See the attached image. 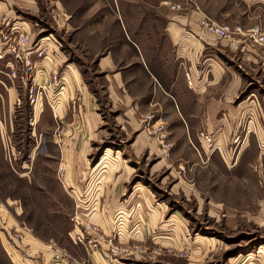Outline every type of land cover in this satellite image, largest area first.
<instances>
[{
	"label": "crops",
	"instance_id": "0c3cea01",
	"mask_svg": "<svg viewBox=\"0 0 264 264\" xmlns=\"http://www.w3.org/2000/svg\"><path fill=\"white\" fill-rule=\"evenodd\" d=\"M168 3L179 5L181 9L172 11ZM10 5L7 0H0V53H3L0 59V163L5 167L7 156L12 164L14 157L19 155L15 135L25 130L26 137L20 135L22 140L19 143L25 151V157L19 162L22 169L29 155L39 159L48 148L57 156L59 168L64 164V180L70 189L84 191L86 188L80 186L81 174L88 171L108 179L115 175L112 183L102 185V189L115 190V194L111 195L108 203L111 212L101 215L100 220H117L118 235L124 242H129L126 240L130 238L140 241L146 235L150 236L149 232L155 229L158 220L166 216L167 209L161 204L151 203L150 197L138 199L131 195L122 199L125 194L122 183L125 175L128 176L122 162L130 161L124 158V150L111 152L107 149L100 160L89 167L88 157L95 153V145L111 136L107 130L108 115H104L102 104L112 115L110 124L126 140L127 136L131 137L126 141L130 143L131 156L142 153L149 145L150 138L140 130L143 121L151 119L156 121L155 125L170 126V138L186 145L188 151L180 157L191 169L192 164L197 163L189 143H199L201 152L193 146L202 161L211 157L224 158L225 155L231 157L233 144L243 143L239 152H235L238 165L227 171L230 178L241 173L239 163L244 159L254 156L264 159V47L253 45L239 35L233 42L222 39L201 25L203 20H207L218 26H239L244 30L260 26L264 31V0H155L154 10L149 13L156 14L157 11L164 19L161 34L150 37L145 33L147 36L143 38H122L120 44L117 43L120 48L115 51L107 49L96 59L100 76L95 81L84 80L80 70L68 62L60 45L50 37L35 39L34 29L27 22H21ZM16 33L28 35L33 51L43 52L41 57L35 52L29 57L35 65L34 84L45 91V98L40 97L32 107L28 101L30 85L19 79L24 74V65L15 61L8 52L9 42L3 39ZM13 68L17 71L16 79L10 78ZM53 78H57L55 84H52ZM97 81L103 89V101L98 99L96 90L92 88ZM48 85L50 87L47 88ZM56 126L62 130L60 136L54 135ZM173 133L179 134L181 140L175 139ZM205 136L211 143H218V153H214L216 149L212 150L209 143L208 151ZM207 166L209 171L221 172ZM252 166L244 172L253 181V173L256 174L257 169L252 171ZM261 171L264 174V165ZM89 188H93L92 184ZM106 189L102 195L105 199ZM197 193V205L205 208V215L210 220L218 222L225 219L232 227L242 221L250 224L264 222L261 190L255 201L246 200V204L253 203L254 210L259 212L249 210L244 214L230 208L240 205L236 190L218 192L224 195H217L219 199ZM94 199H84L80 204L75 200L78 215L96 219V208L93 207L97 203ZM178 213L181 212L170 215L169 222L159 229L174 235L172 240L166 234L163 242L170 245L176 242L180 250L190 253L185 258L186 264L202 263L207 256L216 255V250L212 252L213 249L206 247L207 244L211 246L210 240L214 237L199 236L189 245L184 237L183 226H186ZM102 237L97 240L100 247L95 255L93 248H89L93 254L85 251L87 264H116ZM203 239L209 240L207 244ZM195 244L196 248H193ZM1 248L6 256L9 255V264H16L14 256L18 255L17 250L12 245ZM254 253L247 255L239 264H264V251L255 250Z\"/></svg>",
	"mask_w": 264,
	"mask_h": 264
},
{
	"label": "rangeland",
	"instance_id": "374dc122",
	"mask_svg": "<svg viewBox=\"0 0 264 264\" xmlns=\"http://www.w3.org/2000/svg\"><path fill=\"white\" fill-rule=\"evenodd\" d=\"M7 1L18 19L27 22L31 29H34L35 39L46 36L60 45L68 62L80 70L86 81H95L96 77L100 76L96 69L98 56L105 54L107 49L115 51L120 48L117 43L120 44L124 37L143 38L147 34L150 37L159 36L164 20L157 11L156 14L149 13L154 10L155 0ZM54 81L52 84L57 82ZM92 88L96 90L98 99L103 101L104 93L100 82L97 81ZM40 92H42L41 97L45 98V91L40 89ZM51 99L54 100L53 95ZM17 104H20V101ZM101 108L104 115H108L107 130L111 136L95 145V153L88 157L89 167L94 166L107 149L111 152L124 150V158L130 161L122 162V165H125V174H128L125 175L122 183L125 193L122 199L131 195L132 198L138 199L150 197L151 203L166 207V216L156 222V227L151 233L148 231L150 236L146 235L140 241L130 238L126 240L129 242H124L118 235L117 220L111 218L107 221L100 220L101 215L111 212L108 203L111 195L115 194V190L104 188L107 190V198H102L104 193L102 185L112 183L115 175L108 179L101 174H97L98 177L94 172L88 171L81 174L83 179L80 181V186L86 189L84 191L70 189L69 184L64 180V164L59 168V163L56 162L57 156L53 155L52 150L48 151V148L45 149V155L39 159L34 155L30 158L29 155L25 159L28 162L25 161L22 169L19 162L25 157L23 156L25 151L20 148L19 143L26 137V133L25 130L23 133L17 132L15 142L18 143L16 148L19 155L14 157L12 164L7 156L5 167L0 163V264H9V255L6 256L1 247L11 245L17 250L18 255L14 256L16 264L20 262L87 264L86 252L93 253L89 250L92 247L85 242L95 241L96 248H93L95 255L100 247L97 240L101 239V236L104 237H102L104 245L107 251L111 252L110 257L116 260V264H186L185 258H188L190 253L180 250L175 245V241L171 245L164 243L163 236L169 234V238L174 240V235L172 237L170 232L159 230L169 222L170 215L177 211L181 212L178 216L186 226H183L184 237L189 245L191 241H195V238H200L199 236L214 237L210 240L211 246L207 244L208 239L203 241L207 244L208 250L210 248L213 249L212 252L216 250V255L211 258L207 256L202 263L197 264H239L255 250L264 251V222L250 224L242 221L237 223L236 227H232L225 219L218 222L208 219L205 208L197 205V191L202 193L201 196L204 194L218 198L217 195L222 191L236 190L240 205L230 207L231 210H237L238 214H244L249 210H253V213L257 212L258 209L254 210L255 206H252L253 203L246 204V200L255 201L260 197L258 193L260 190L261 195L264 196V174L261 171L264 165L263 158L254 156L244 159L239 163L242 167L241 173H235L230 178L227 171L238 165L239 159L236 160V153L242 148L243 143L233 144L231 148L234 154L231 157L228 155L219 159L211 157L206 161H202L196 151L198 149L201 152L199 143H189L197 163V165L192 164L193 169H191V166H187V162L180 157L181 154H186L188 148L179 140L176 142L170 138L168 134L170 126H164L161 135L150 136L146 132V127L156 124V121L151 119L144 120L140 130L150 138L149 145L142 153L131 156L128 148L130 143L126 142L131 137L127 136L126 140V137L110 124L112 115L105 110L104 104ZM61 132L62 130L56 126L54 135L58 136ZM173 137L181 140L179 134L173 133ZM204 143L209 151L207 140ZM211 145L212 150L216 149L214 153H218V143L213 141ZM117 155L119 156V153ZM119 158L122 160L121 157ZM207 165L221 172L209 171L205 167ZM248 166H252V171L257 169L256 174L253 173V181L249 179L250 175L244 172ZM91 184L94 191L93 188H89ZM93 197L97 203L93 207L96 208V219L90 217L86 219L78 215L76 201L80 204L85 201L84 199ZM147 230L146 227V232ZM78 236L84 238L83 243L76 240ZM193 248H196V244Z\"/></svg>",
	"mask_w": 264,
	"mask_h": 264
},
{
	"label": "built area",
	"instance_id": "2783aa9c",
	"mask_svg": "<svg viewBox=\"0 0 264 264\" xmlns=\"http://www.w3.org/2000/svg\"><path fill=\"white\" fill-rule=\"evenodd\" d=\"M169 8L172 11H178L181 9V6L170 5ZM201 25L204 29H206V31L222 39L230 40L233 42L235 36L239 35L241 37H244L247 41H249V43L253 45L264 47V31L261 29L260 26H254L252 28L244 30L239 26L235 28H230L228 26H218L207 20H203L201 22ZM4 40L6 42H9L8 52L14 57L15 61L17 63H23L24 65L25 68L24 74L19 79L22 83L30 85L28 88V101L30 105L34 106L38 103L39 98L42 95L40 89L43 90V88H39L36 86V84H34L35 65L29 57L32 52L37 53V55L41 57L43 55V52L33 51L34 46H32L28 35H21L16 33L15 35L12 36H4ZM2 54L3 53H0V59L2 58ZM16 72L17 71H15V68H13L12 73L10 74L11 79H16L18 77ZM186 78L187 80H189V76L186 75ZM53 79L57 81L56 78ZM146 132L150 136L161 135V133L163 132V126L155 125V124L149 125L148 127H146ZM204 139H206L210 145L212 144L210 138L205 136ZM76 240L79 243L84 242V238L82 236H78ZM85 243L91 246L92 248H96L95 241L94 242L88 241V243L87 242Z\"/></svg>",
	"mask_w": 264,
	"mask_h": 264
}]
</instances>
